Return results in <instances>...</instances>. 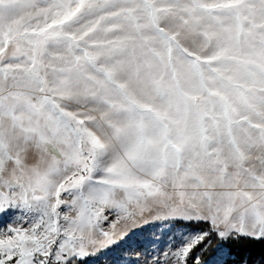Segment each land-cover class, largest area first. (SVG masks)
I'll use <instances>...</instances> for the list:
<instances>
[{
    "label": "snow or ice",
    "instance_id": "6c2138e0",
    "mask_svg": "<svg viewBox=\"0 0 264 264\" xmlns=\"http://www.w3.org/2000/svg\"><path fill=\"white\" fill-rule=\"evenodd\" d=\"M121 223L171 234L144 264L264 244V0H0V264Z\"/></svg>",
    "mask_w": 264,
    "mask_h": 264
},
{
    "label": "rangeland",
    "instance_id": "374dc122",
    "mask_svg": "<svg viewBox=\"0 0 264 264\" xmlns=\"http://www.w3.org/2000/svg\"><path fill=\"white\" fill-rule=\"evenodd\" d=\"M111 219L114 221L115 216L113 215ZM103 227L105 231L109 230L107 224ZM170 239V233L151 223L136 226L121 223L117 225L113 242L98 254L89 257L88 264H136L138 259L139 264H144L145 257L152 258L153 254L164 248Z\"/></svg>",
    "mask_w": 264,
    "mask_h": 264
},
{
    "label": "trees",
    "instance_id": "16d2710c",
    "mask_svg": "<svg viewBox=\"0 0 264 264\" xmlns=\"http://www.w3.org/2000/svg\"><path fill=\"white\" fill-rule=\"evenodd\" d=\"M262 252H264V244L239 242L232 245V254L226 258L229 261H237V264H243L245 260L249 262L255 260Z\"/></svg>",
    "mask_w": 264,
    "mask_h": 264
}]
</instances>
